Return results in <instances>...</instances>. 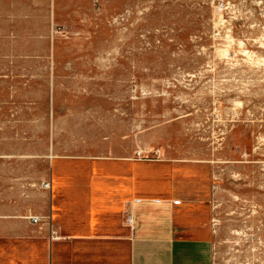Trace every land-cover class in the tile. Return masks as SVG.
I'll use <instances>...</instances> for the list:
<instances>
[{"label": "rangeland", "instance_id": "obj_1", "mask_svg": "<svg viewBox=\"0 0 264 264\" xmlns=\"http://www.w3.org/2000/svg\"><path fill=\"white\" fill-rule=\"evenodd\" d=\"M104 161L152 168L137 199L186 186L210 207L212 264H264V0L2 7L0 206L48 218L53 167ZM96 212L54 264H130L123 206ZM40 249L0 239V264H46Z\"/></svg>", "mask_w": 264, "mask_h": 264}, {"label": "crops", "instance_id": "obj_2", "mask_svg": "<svg viewBox=\"0 0 264 264\" xmlns=\"http://www.w3.org/2000/svg\"><path fill=\"white\" fill-rule=\"evenodd\" d=\"M60 2L0 0V18L6 3H46L54 18ZM123 165L127 164L104 161L87 169L63 167L58 162L53 167L51 188L47 193L49 217L38 216L49 222L33 225L15 217V207L11 204L1 205L0 239H31L41 248L39 254L46 264H54L55 250L72 241L76 230L94 229L98 208L106 218L123 206L131 228L130 264H212L211 208L189 199L186 186L177 188L176 199H137V191L145 185L138 183V178L154 171L151 167L147 171L128 164V171L123 172ZM177 198L183 199L180 206L174 204ZM117 219L120 221L119 216ZM54 233L59 239H53Z\"/></svg>", "mask_w": 264, "mask_h": 264}, {"label": "built area", "instance_id": "obj_3", "mask_svg": "<svg viewBox=\"0 0 264 264\" xmlns=\"http://www.w3.org/2000/svg\"><path fill=\"white\" fill-rule=\"evenodd\" d=\"M50 188H51V185H50V184H47V185H46V189H47V190H50ZM174 204H175L176 206H180V205H181V202H180V201H176ZM27 219H28V220L31 222V224H33V225H40V224L44 223V219L41 218V217H38V216H30V217H28ZM53 239H54V240H55V239H59L55 233H54V235H53Z\"/></svg>", "mask_w": 264, "mask_h": 264}]
</instances>
